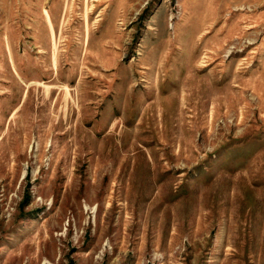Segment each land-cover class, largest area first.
I'll return each mask as SVG.
<instances>
[{"label": "rangeland", "instance_id": "1", "mask_svg": "<svg viewBox=\"0 0 264 264\" xmlns=\"http://www.w3.org/2000/svg\"><path fill=\"white\" fill-rule=\"evenodd\" d=\"M0 264H264V0H0Z\"/></svg>", "mask_w": 264, "mask_h": 264}]
</instances>
